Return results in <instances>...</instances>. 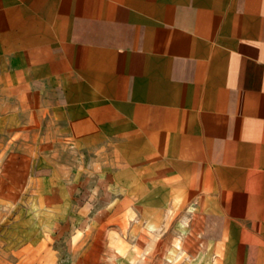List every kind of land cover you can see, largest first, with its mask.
<instances>
[{"label": "crops", "instance_id": "obj_1", "mask_svg": "<svg viewBox=\"0 0 264 264\" xmlns=\"http://www.w3.org/2000/svg\"><path fill=\"white\" fill-rule=\"evenodd\" d=\"M0 104L264 264V0H0Z\"/></svg>", "mask_w": 264, "mask_h": 264}, {"label": "rangeland", "instance_id": "obj_2", "mask_svg": "<svg viewBox=\"0 0 264 264\" xmlns=\"http://www.w3.org/2000/svg\"><path fill=\"white\" fill-rule=\"evenodd\" d=\"M23 129L0 104V264H236L182 189L109 184L90 154L45 126Z\"/></svg>", "mask_w": 264, "mask_h": 264}]
</instances>
